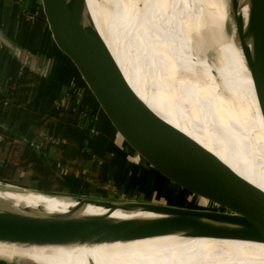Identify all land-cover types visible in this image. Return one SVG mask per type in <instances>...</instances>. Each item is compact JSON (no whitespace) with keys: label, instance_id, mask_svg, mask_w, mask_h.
Wrapping results in <instances>:
<instances>
[{"label":"bare ground","instance_id":"bare-ground-1","mask_svg":"<svg viewBox=\"0 0 264 264\" xmlns=\"http://www.w3.org/2000/svg\"><path fill=\"white\" fill-rule=\"evenodd\" d=\"M117 1L86 0L87 16L92 31L103 40L137 96L264 190V119L237 36L228 42L222 38L225 0H121L118 7ZM236 1L232 30L237 27L236 16L244 26L247 22L248 0ZM123 7L136 16L138 28L143 27L158 54L145 49L143 40L134 36L131 21L120 13ZM122 25L129 35L125 36ZM212 45L216 62L206 56ZM0 202L36 215L107 211L93 204L76 210L73 198L45 195L0 193ZM111 216L154 215L115 210ZM0 251L28 264H264V242L181 233L63 245L0 242Z\"/></svg>","mask_w":264,"mask_h":264},{"label":"water","instance_id":"water-1","mask_svg":"<svg viewBox=\"0 0 264 264\" xmlns=\"http://www.w3.org/2000/svg\"><path fill=\"white\" fill-rule=\"evenodd\" d=\"M231 1L235 11L237 1ZM86 8V0H36L35 13L47 42L72 65L116 135L161 179L223 210L64 195L76 200V210L93 204L107 211L36 215L0 202V242L63 245L176 233L264 242V190L208 153L137 96L103 40L92 31ZM235 20L238 44L264 119V0H248L245 26L240 16ZM115 210H140L154 216L113 217Z\"/></svg>","mask_w":264,"mask_h":264},{"label":"crops","instance_id":"crops-1","mask_svg":"<svg viewBox=\"0 0 264 264\" xmlns=\"http://www.w3.org/2000/svg\"><path fill=\"white\" fill-rule=\"evenodd\" d=\"M35 12L36 0H0V193L152 201L169 184L116 135Z\"/></svg>","mask_w":264,"mask_h":264},{"label":"rangeland","instance_id":"rangeland-1","mask_svg":"<svg viewBox=\"0 0 264 264\" xmlns=\"http://www.w3.org/2000/svg\"><path fill=\"white\" fill-rule=\"evenodd\" d=\"M120 2H121V0L117 1V7H118V3H120ZM125 8L126 7H123L124 10H122L120 13L124 14V16L126 15L128 17L127 19L132 22V23L130 22V27L132 24L131 30L133 31L134 36L136 38H138L140 42L142 40L143 41L145 40L144 42L143 41L141 42L143 44V46H145V49L158 54L155 45L150 40H148V38L145 36L143 27L141 26L140 28H138L136 16L127 13L128 11ZM224 8H225L226 13H225V18L223 20L224 25L222 28L224 30V35L222 38L225 42H228L229 41L228 39L230 37H232L234 34L236 35V31L232 30V27L230 25V19H232V17H231V11H232L231 0H225L224 1ZM131 18L132 19L134 18L133 19L134 22L132 21ZM135 27L137 30L135 29ZM122 29H123L125 36L129 35L126 28L123 25H122ZM133 29H135V30H133ZM142 35H143V37H142ZM194 38L196 39L197 37L194 36ZM214 46L212 45V47H211L212 49L210 48V50L207 49V51H206V56L209 58V62L211 60H212L211 62H213V61L216 62V59H214V57L216 55V51H215L216 46L215 47ZM168 184H169L168 185L169 188H167V190L164 189L162 191V193L158 192V194L155 196V198L152 201H148V202L166 204V205H171V206H180V207L201 209V210H212V211H222L223 210L219 205L212 203L210 201L201 199L200 197L190 193L189 191H187L185 189L178 187L177 185H174L171 183H168ZM4 189H8V188L0 185V190H4ZM115 201H122V200H115ZM0 255L6 256L8 258H15V257H12L8 252H4V251H0ZM15 259H17V258H15ZM0 260H9V259H4V258L0 257ZM10 261H15L18 264H28V263H25L23 261H20L19 259L18 260H12L11 259Z\"/></svg>","mask_w":264,"mask_h":264},{"label":"built area","instance_id":"built-area-1","mask_svg":"<svg viewBox=\"0 0 264 264\" xmlns=\"http://www.w3.org/2000/svg\"><path fill=\"white\" fill-rule=\"evenodd\" d=\"M0 264H17V263L6 261V260H0Z\"/></svg>","mask_w":264,"mask_h":264}]
</instances>
